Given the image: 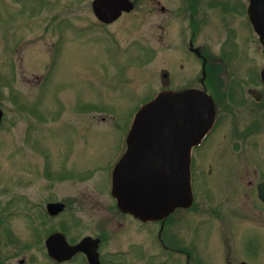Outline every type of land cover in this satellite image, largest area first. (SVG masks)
Wrapping results in <instances>:
<instances>
[{"label":"flooded vegetation","instance_id":"obj_1","mask_svg":"<svg viewBox=\"0 0 264 264\" xmlns=\"http://www.w3.org/2000/svg\"><path fill=\"white\" fill-rule=\"evenodd\" d=\"M94 1L93 22L105 29L145 3L158 16L150 50L160 90L150 101L187 90L211 99L212 125L190 153L192 203L152 221L118 208L112 175L129 132L104 162L106 147L92 151L78 131L58 136L49 152L28 145L31 162L17 170L23 181L10 184V167L0 170L8 192L0 199V264H264V45L254 0H129L132 9L109 24L96 18ZM17 186L23 191L10 197Z\"/></svg>","mask_w":264,"mask_h":264},{"label":"rangeland","instance_id":"obj_2","mask_svg":"<svg viewBox=\"0 0 264 264\" xmlns=\"http://www.w3.org/2000/svg\"><path fill=\"white\" fill-rule=\"evenodd\" d=\"M46 2L0 0V170L6 174L10 167V184L24 179L17 170L31 162L28 145L49 152L58 136L65 141L77 131L87 136L92 151L106 147L104 162L139 109L160 90L161 67L152 62L150 50L158 16L148 3L105 29L93 22L92 0ZM59 18L68 22L56 23ZM58 107L63 114L56 122ZM29 119L34 125L25 134ZM2 186L0 199L6 202L2 188L7 184ZM22 191L13 187L10 197ZM14 224L21 228L25 222L15 219Z\"/></svg>","mask_w":264,"mask_h":264},{"label":"water","instance_id":"obj_3","mask_svg":"<svg viewBox=\"0 0 264 264\" xmlns=\"http://www.w3.org/2000/svg\"><path fill=\"white\" fill-rule=\"evenodd\" d=\"M252 7L264 45V0H254ZM92 9L98 20L109 24L129 12L132 4L95 0ZM2 116L0 109V124ZM213 116L211 99L194 90L163 91L143 105L127 136V151L112 175V196L118 208L143 221L188 208L192 203L191 149L205 137ZM260 194L264 200V184Z\"/></svg>","mask_w":264,"mask_h":264}]
</instances>
